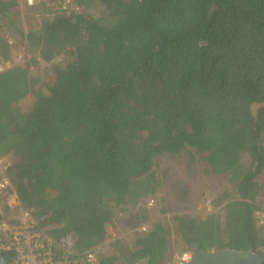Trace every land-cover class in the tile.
Wrapping results in <instances>:
<instances>
[{"label": "trees", "instance_id": "obj_1", "mask_svg": "<svg viewBox=\"0 0 264 264\" xmlns=\"http://www.w3.org/2000/svg\"><path fill=\"white\" fill-rule=\"evenodd\" d=\"M99 1L108 18L60 9L19 32L44 62L67 55L52 80L29 65L0 70V157L20 160L8 175L21 203L82 257L108 239L117 208L158 192L156 156L191 148L236 193L217 200L220 214L174 216L186 252H264V0ZM19 4L0 0V32ZM10 56L0 36V63ZM113 250L100 264H167V230L156 222Z\"/></svg>", "mask_w": 264, "mask_h": 264}, {"label": "rangeland", "instance_id": "obj_2", "mask_svg": "<svg viewBox=\"0 0 264 264\" xmlns=\"http://www.w3.org/2000/svg\"><path fill=\"white\" fill-rule=\"evenodd\" d=\"M60 9L108 18L106 6L99 0H34L33 5H28L27 0H20L17 12L13 15L15 25L5 24L0 32V36L7 41L11 54L4 69L29 65L31 72L41 80L49 82L53 79L55 64H64L68 59L67 55L62 54L50 63L44 62L31 50L25 36L31 29H37L43 18H49ZM21 31L25 36L19 34ZM261 106L258 103L252 105L254 115ZM2 157L4 162L9 163L8 169L20 163L19 158L14 155ZM242 162L250 164V155L245 153ZM154 170L162 180L160 189L141 207L129 203L116 209L114 219L107 226L108 239L100 245L102 254L112 255L116 241L123 245H133L135 239L151 230L154 223L162 222L169 241L166 263L180 264V258L187 250L174 216L190 214L205 218L210 214H220L224 204H218L217 200L228 191L236 193L229 176L210 171L203 155L191 148L178 155L165 153L156 156ZM10 203H13L11 195L8 197V204ZM11 210L9 206V214ZM0 212L6 213L3 205L0 206ZM257 220L258 225H264L259 218Z\"/></svg>", "mask_w": 264, "mask_h": 264}, {"label": "built area", "instance_id": "obj_3", "mask_svg": "<svg viewBox=\"0 0 264 264\" xmlns=\"http://www.w3.org/2000/svg\"><path fill=\"white\" fill-rule=\"evenodd\" d=\"M33 5L34 0H27ZM6 69V68H5ZM4 70V66H0ZM9 163L0 157V194L9 193L13 203L8 204L12 210L0 221V251L12 255L7 264H100V247L93 248L82 257H72V252L59 246L49 235L45 227L39 225L33 210L21 203L14 185L8 175ZM264 224V204L257 212V219ZM62 249V250H60ZM188 251L180 258V264H186L192 257Z\"/></svg>", "mask_w": 264, "mask_h": 264}, {"label": "water", "instance_id": "obj_4", "mask_svg": "<svg viewBox=\"0 0 264 264\" xmlns=\"http://www.w3.org/2000/svg\"><path fill=\"white\" fill-rule=\"evenodd\" d=\"M264 252L253 248L240 250L222 248L220 250H204L199 243L194 245L191 259L186 264H262ZM0 264H7L6 256L0 251ZM136 264H150V257L141 259Z\"/></svg>", "mask_w": 264, "mask_h": 264}, {"label": "crops", "instance_id": "obj_5", "mask_svg": "<svg viewBox=\"0 0 264 264\" xmlns=\"http://www.w3.org/2000/svg\"><path fill=\"white\" fill-rule=\"evenodd\" d=\"M8 60H10V59H8ZM9 62H10V61H9ZM6 63H7V60H3V59H1L0 66H1V65L5 66ZM7 68H8V67H7Z\"/></svg>", "mask_w": 264, "mask_h": 264}]
</instances>
